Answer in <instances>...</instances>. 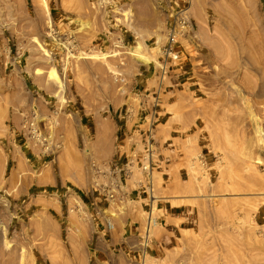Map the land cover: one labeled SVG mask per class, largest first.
<instances>
[{
    "label": "rangeland",
    "instance_id": "rangeland-1",
    "mask_svg": "<svg viewBox=\"0 0 264 264\" xmlns=\"http://www.w3.org/2000/svg\"><path fill=\"white\" fill-rule=\"evenodd\" d=\"M145 258L264 264V0H0V264Z\"/></svg>",
    "mask_w": 264,
    "mask_h": 264
},
{
    "label": "bare ground",
    "instance_id": "bare-ground-1",
    "mask_svg": "<svg viewBox=\"0 0 264 264\" xmlns=\"http://www.w3.org/2000/svg\"><path fill=\"white\" fill-rule=\"evenodd\" d=\"M183 29H184V27H183ZM177 36H178V33H177ZM183 39H184V38H183ZM53 75L56 76V77L58 78V76H57V74H56L55 72L53 73ZM60 83H61V82H60ZM240 97L243 99L242 96H240ZM256 132H257V137H258V139H261V138L263 137V134H262V128L259 127L258 125H256ZM153 197H155V196H153ZM162 204H163V206L165 205L164 202H163ZM150 213L152 214V217L149 215L150 217H149V227H147V238H148V236L150 235V233L153 232V230H154V226H153V225L150 227L151 222L155 221V222H154V225H155V226L158 225L157 218H156V216L154 215V214H155L154 209H152V211H151ZM146 263H148V264L150 263V261L147 260V258H145V264H146Z\"/></svg>",
    "mask_w": 264,
    "mask_h": 264
},
{
    "label": "built area",
    "instance_id": "built-area-1",
    "mask_svg": "<svg viewBox=\"0 0 264 264\" xmlns=\"http://www.w3.org/2000/svg\"><path fill=\"white\" fill-rule=\"evenodd\" d=\"M173 33L169 36L170 37V39H171V41H172V47H173V45H174V43L177 41V32H174V31H172ZM167 50H172V48H169V49H167ZM154 149H155V145H151L150 146V153H153V151H154ZM149 168V167H148ZM147 168V169H148ZM117 169V168H116ZM115 169V170H116ZM151 171H150V169H148V177H149V181H150V179L153 181V177H152V172L150 173ZM112 187H113V185H111V186H109V187H107V190H109L110 188V191H111V194H112V198H114V200H117V198L116 197H114V190L112 189ZM152 198L154 199L155 197H153L152 196ZM148 203H151L150 205H152L153 203L152 202H147V204ZM154 205V204H153ZM147 206V205H146ZM148 207V206H147Z\"/></svg>",
    "mask_w": 264,
    "mask_h": 264
}]
</instances>
